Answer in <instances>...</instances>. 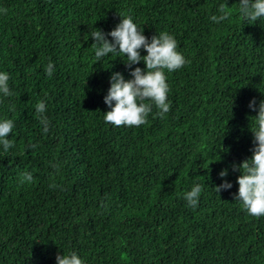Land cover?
<instances>
[{
    "label": "trees",
    "instance_id": "1",
    "mask_svg": "<svg viewBox=\"0 0 264 264\" xmlns=\"http://www.w3.org/2000/svg\"><path fill=\"white\" fill-rule=\"evenodd\" d=\"M222 3L230 17L216 23ZM125 14L146 37L173 35L186 60L165 70L170 111L153 105L139 127L105 122L111 74L132 77L122 53L97 60L90 37ZM0 72L15 144L0 145V264L72 251L84 264H264V216L234 199L232 170L252 156L249 102L264 100V17L245 20L239 0H0ZM222 169L232 187L218 194ZM196 184L192 207L183 197Z\"/></svg>",
    "mask_w": 264,
    "mask_h": 264
},
{
    "label": "clouds",
    "instance_id": "2",
    "mask_svg": "<svg viewBox=\"0 0 264 264\" xmlns=\"http://www.w3.org/2000/svg\"><path fill=\"white\" fill-rule=\"evenodd\" d=\"M227 3L219 6V16L213 15L212 21L220 23L230 17ZM6 12V10H4ZM239 13L247 21L254 24L258 19L264 17V0H239ZM120 22L109 32L102 29L92 31L90 37L95 48L97 60L109 54L122 53L127 62H123L125 67L130 69L131 79H125L121 72H113L109 78L110 87L104 97V103L109 107V111L104 113L106 123L115 126H135L146 124L147 117L151 113L153 105L158 109L157 115L163 116L170 111V103L167 94L169 86L166 83L165 70L169 73L182 68L185 57L178 52L177 41L173 35L166 31L153 35L151 38L143 34V29L137 27L131 15L120 16ZM141 50L146 51V55H141ZM141 61L146 65L144 69L140 67L132 68ZM54 64L50 61L45 69L47 75L51 77L54 72ZM9 74L0 72V93L4 97L13 95L9 87ZM249 108L257 111L255 127L251 131L253 134L252 156L245 159L240 164H233L232 170L241 172L237 177L239 185L238 194L234 195L235 200H240L247 212L255 217L264 216V100L260 101L257 110L255 98L250 100ZM13 105L10 110L14 111ZM39 122L44 133L49 131V118L46 115V101L41 99L35 105ZM14 128L12 119H0V145L5 153L10 148H14V142L9 139V134ZM35 148L37 145H30ZM243 169L244 171H241ZM228 169H222L219 177L222 183L214 186L219 194L222 190H229L232 184L226 179ZM31 173H23L21 183L32 182ZM202 191V186L196 184L191 191L184 193V199L192 207H196ZM56 264H84L83 260L74 251L57 254Z\"/></svg>",
    "mask_w": 264,
    "mask_h": 264
}]
</instances>
